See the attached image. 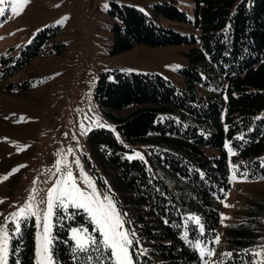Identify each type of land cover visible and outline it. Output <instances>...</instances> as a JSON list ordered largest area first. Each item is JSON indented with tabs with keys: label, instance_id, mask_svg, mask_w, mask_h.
I'll use <instances>...</instances> for the list:
<instances>
[{
	"label": "trees",
	"instance_id": "16d2710c",
	"mask_svg": "<svg viewBox=\"0 0 264 264\" xmlns=\"http://www.w3.org/2000/svg\"><path fill=\"white\" fill-rule=\"evenodd\" d=\"M195 7L198 33L185 35L154 23L133 6L111 2V14L119 21L112 54L134 44H198L190 47L189 65L179 70L184 90L158 74L136 71L101 73L92 90L98 107L116 122L120 139L104 128L88 132L86 139L92 153L115 172L111 181L119 194L117 207L134 231L132 264H202L193 243L212 245L217 236L229 161L237 175L264 179V0H195ZM152 8L169 20L192 22L173 1ZM58 32L40 30L17 55L0 57V80L17 73L50 43L48 51L60 53L64 43L49 41ZM198 86L213 93L204 95ZM131 105L136 108L126 115L114 113ZM123 141L145 144L155 170L141 158H127L132 150ZM76 213L79 220L55 224V264H111L107 249L90 245L82 252L68 238L69 223L85 222L84 213ZM255 219L226 227L229 255L223 264H256L251 250L259 237ZM35 231L31 218L13 232L9 264H38Z\"/></svg>",
	"mask_w": 264,
	"mask_h": 264
},
{
	"label": "rangeland",
	"instance_id": "374dc122",
	"mask_svg": "<svg viewBox=\"0 0 264 264\" xmlns=\"http://www.w3.org/2000/svg\"><path fill=\"white\" fill-rule=\"evenodd\" d=\"M164 1H173L192 22L172 21L157 14L153 5ZM20 2L22 0H4L0 4V8L5 9V15L0 16V57L17 55L40 30L58 29L59 32L49 41L63 42L64 47L60 53H55L48 51L52 50L50 43L48 49L44 48L17 73L0 80V225H6L8 230L7 251L3 259L9 264L11 236L32 218L36 226L38 264H55L52 254L55 224L63 226V221L79 220L76 210L84 213L85 222L68 224L67 236L73 245L77 248L73 239V229H76L82 236L90 235L98 246L104 248L99 244L102 237L88 213L72 205L67 208L54 205L48 220V242H45L43 217L47 211V193L64 178L68 169L82 190L90 191L83 182L86 176L104 203H107L105 196H110L124 221L117 207L119 194L111 181L115 172L102 157L92 153L86 139L88 132L96 128L110 129L119 138L116 122L106 116L92 96L99 74L150 72L184 90L186 81L179 70L189 65L187 54L190 47H198V44L161 47L134 44L128 51L110 53L113 28L119 23L111 14V2L133 6L154 23L185 35L198 33L193 23L196 7L195 0H29L22 9H17L18 15L12 13L11 3ZM8 84L11 86L7 87ZM197 88L204 95L213 93L210 88ZM135 108L136 105L126 106L114 110V113L122 116ZM123 142L132 150L125 154L127 158H141L149 164L151 171L155 170L149 163L145 144ZM208 153L217 154L213 150ZM30 202L37 215L26 212L13 222L11 214ZM220 204V223L212 245L200 240L193 243L202 264H223V258L229 255L225 247L226 227L248 222L254 217L259 237L251 250L256 261L264 260V179L251 180L245 175H237L235 165L229 161V188ZM17 223L18 231L15 230ZM122 230L127 231L132 240L134 231L126 222ZM129 253L131 258L130 248Z\"/></svg>",
	"mask_w": 264,
	"mask_h": 264
},
{
	"label": "snow or ice",
	"instance_id": "6c2138e0",
	"mask_svg": "<svg viewBox=\"0 0 264 264\" xmlns=\"http://www.w3.org/2000/svg\"><path fill=\"white\" fill-rule=\"evenodd\" d=\"M4 0H0V4H3ZM29 0H22L20 3H11V12L19 14L17 9H22ZM5 15V9L0 8V16ZM79 165V161H76ZM67 168V165H65ZM59 171V167H57ZM7 178V177H5ZM88 189L82 190L78 186L76 178L73 176L71 169H68L64 174V178L57 181L56 185L50 189L47 193V211L44 215V232L45 242L47 243L48 233V220L52 214L54 205L67 208L69 205L78 209H83L91 218L97 231L100 233L102 239L99 244L103 245L108 250L112 259L111 264H132L129 248L132 240L129 237L127 231L122 230L124 221L117 213L115 206L110 196H105L107 203L99 198L96 192L95 186L85 176L83 181ZM31 200V198H30ZM33 205L30 203L20 208L18 212L11 214V219L15 222L26 212L33 216L37 215L36 211H33ZM199 223L198 219L196 221ZM16 231L19 230V224H16ZM8 230L6 225H0V264H6L3 259V254L7 251ZM73 239L76 241V246L79 251H88L89 245H97V241L90 235H81L80 231L73 229ZM218 242V239H217ZM47 249L45 248V251ZM259 255V253H257ZM50 259V258H49ZM256 264H264V260L256 261Z\"/></svg>",
	"mask_w": 264,
	"mask_h": 264
}]
</instances>
